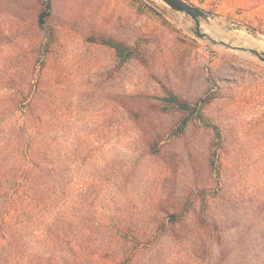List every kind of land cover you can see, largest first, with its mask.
<instances>
[{
	"label": "rangeland",
	"instance_id": "rangeland-1",
	"mask_svg": "<svg viewBox=\"0 0 264 264\" xmlns=\"http://www.w3.org/2000/svg\"><path fill=\"white\" fill-rule=\"evenodd\" d=\"M184 1L205 37L161 0H0V112L48 111L89 264L264 262V61L236 50L264 0Z\"/></svg>",
	"mask_w": 264,
	"mask_h": 264
},
{
	"label": "trees",
	"instance_id": "trees-1",
	"mask_svg": "<svg viewBox=\"0 0 264 264\" xmlns=\"http://www.w3.org/2000/svg\"><path fill=\"white\" fill-rule=\"evenodd\" d=\"M1 116L14 122L15 134L0 143V264H89L84 256L92 259L95 246L72 238L67 203L60 202L65 162L60 155L53 165L49 139L40 133L48 111H3ZM14 220L19 226L11 224ZM29 236L36 241L30 244Z\"/></svg>",
	"mask_w": 264,
	"mask_h": 264
},
{
	"label": "water",
	"instance_id": "water-1",
	"mask_svg": "<svg viewBox=\"0 0 264 264\" xmlns=\"http://www.w3.org/2000/svg\"><path fill=\"white\" fill-rule=\"evenodd\" d=\"M166 5H168L174 11L184 13L189 15L195 22H196V35L198 37H205L204 34L200 31V20L206 19V14L203 13L201 10L197 9L196 7L188 4L184 0H161ZM236 50L248 52L251 54L256 55L260 60L264 61V53H261L257 50L247 47H237Z\"/></svg>",
	"mask_w": 264,
	"mask_h": 264
}]
</instances>
